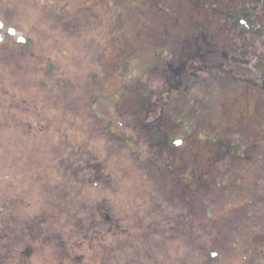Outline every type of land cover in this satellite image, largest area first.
Here are the masks:
<instances>
[{"label": "flooded vegetation", "instance_id": "obj_1", "mask_svg": "<svg viewBox=\"0 0 264 264\" xmlns=\"http://www.w3.org/2000/svg\"><path fill=\"white\" fill-rule=\"evenodd\" d=\"M34 1L50 11L0 0V126L14 120L22 143L0 161V264L96 263L105 249L120 264L122 245L145 244L138 214L215 219L200 196L213 159L226 168L204 184L242 201L238 220H215L251 239L243 264H264V0ZM101 162L119 193L107 203Z\"/></svg>", "mask_w": 264, "mask_h": 264}, {"label": "rangeland", "instance_id": "obj_2", "mask_svg": "<svg viewBox=\"0 0 264 264\" xmlns=\"http://www.w3.org/2000/svg\"><path fill=\"white\" fill-rule=\"evenodd\" d=\"M27 2L29 3V6H39L40 9L44 12L50 11V6L48 4L41 5L34 0H32V2L31 0H27ZM62 21L63 23H65L66 19H62ZM63 32L68 36L62 35L61 39H63V41H68L69 36L73 32V28H64ZM80 33L83 39L87 36V34L83 31H80ZM57 38L58 36H55L54 38H52V40ZM55 45L56 44L54 42H50V46ZM90 47L91 44H89L88 50H90ZM11 57L13 60L12 65L16 64L17 62L15 61L17 60V56L11 55ZM0 64H3V61L1 59ZM3 71L4 69L0 66V73H2ZM1 75L0 82L4 80V78L2 79ZM29 78L30 77L27 74H24L22 76V80L24 82L21 84H23L24 86H27V84L31 86L32 84L30 82H27ZM31 78H33L35 82H37L38 79L40 80V82L44 79L48 81V76L46 74L42 75L41 73L39 77L31 75ZM51 79L57 80V75L52 76ZM60 79L65 83L70 81L68 77L64 76H60ZM38 93V96L46 99L57 96V94H49L46 91H39ZM61 95H59V97L62 98ZM61 101H63V98L61 99ZM39 104L40 102L37 101L35 105ZM31 106V104L27 105V107L31 108V110L33 111L34 106ZM24 129H26V127ZM16 134L18 135L15 121L8 119V128L6 130H3L2 125L0 126V161L5 160V154L8 158L14 157L16 153L20 154L16 149L18 146H21L22 143L16 141ZM30 138L31 137H25L26 144H28L29 146L37 145L38 142L43 139H47L49 141V144L57 143L56 141L51 143L53 137L48 136L45 138L34 137V143L30 144ZM26 144L25 141H23L24 148ZM49 144L47 145L48 149L51 148ZM5 148H7L8 150H6ZM9 161L12 162V158H10ZM200 164V196H203L204 200H210L209 205H211L213 208L212 210L215 213V219L217 216L227 215L231 216L228 219L237 217L236 219L238 220V212H240L242 208V201L237 203L235 201H232L229 197L223 195L221 193L223 190L220 187L215 186L213 184L214 181L210 186L204 184L206 182L203 179L205 175H219L220 173H223V170L226 168V166L224 164L217 163L215 159H213L212 163H207L206 165H203L202 163ZM68 172H70V170ZM228 172L232 173L233 169L229 168ZM242 173L243 170L238 174L240 175ZM203 174L205 175L203 176ZM239 182L242 183L241 185H243V178H241ZM251 187L254 191L257 190V185H252ZM242 199L243 195L241 197V200ZM252 202L253 204H255V201ZM169 203L172 204L173 202L169 201ZM169 203L166 201L165 205L169 206ZM234 207L237 208L235 209ZM245 207H247L249 212L252 207L256 209V207L252 206L249 201L246 202L245 200H243V208ZM138 216L141 217L140 221L143 222L142 225H144V230L143 228L142 230L147 231L145 244L143 247L140 246L134 249L128 248V244H126V246L122 245V247L118 251L120 254L119 257L120 259H122V261L120 262L121 264H130V259L132 260L131 262H133L135 256L136 262L134 261V264H243V250L247 248L251 242V239L243 241V232L238 237L233 236L231 232L227 231V228L224 229L225 226L218 229L217 226L219 224H217V220L213 218H206L204 215H201V217L195 216L191 211L188 212L185 216H180L179 218H181L182 221L178 220L175 224H172L171 221L166 222L167 220H165L164 218H160V220L158 221L155 220L157 216L155 212H152L151 218L144 217L139 214ZM136 222H138L137 216ZM169 223H171L170 226ZM139 235H141V233H139ZM234 235H237V233H234ZM234 237L240 240L239 243L232 240V238ZM142 239L144 240V238ZM139 251L141 253L138 255ZM208 251L217 252L221 256L222 261L218 263L209 259L207 256ZM115 261L119 262L120 260H116L114 258V254L111 250L107 251L105 249L99 252L96 264H115ZM93 263L94 261L87 260L86 264Z\"/></svg>", "mask_w": 264, "mask_h": 264}, {"label": "snow or ice", "instance_id": "obj_3", "mask_svg": "<svg viewBox=\"0 0 264 264\" xmlns=\"http://www.w3.org/2000/svg\"><path fill=\"white\" fill-rule=\"evenodd\" d=\"M89 156L93 161H96V156L94 152H90ZM110 158V157H109ZM115 163V161H113ZM94 182L96 183V191L101 193L100 195V201H103L104 203H107L109 199H111V195H105L104 193L109 192L118 195L117 188L112 185L110 182V170L107 168H104L103 162H101V171L100 173L94 177ZM95 202V201H94Z\"/></svg>", "mask_w": 264, "mask_h": 264}]
</instances>
